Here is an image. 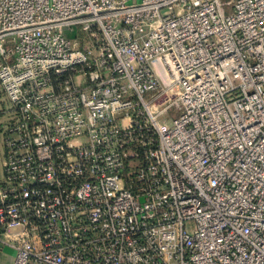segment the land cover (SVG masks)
<instances>
[{
	"label": "built area",
	"instance_id": "1",
	"mask_svg": "<svg viewBox=\"0 0 264 264\" xmlns=\"http://www.w3.org/2000/svg\"><path fill=\"white\" fill-rule=\"evenodd\" d=\"M0 94L12 264H264V0H0Z\"/></svg>",
	"mask_w": 264,
	"mask_h": 264
},
{
	"label": "rangeland",
	"instance_id": "2",
	"mask_svg": "<svg viewBox=\"0 0 264 264\" xmlns=\"http://www.w3.org/2000/svg\"><path fill=\"white\" fill-rule=\"evenodd\" d=\"M224 1L231 2L232 0H222V2H224ZM225 12L229 13L228 9H225ZM230 12H231V9H230ZM153 94L154 93H146L144 98L146 100H150L151 96ZM159 102L162 103L161 107H160V110H162L161 108L164 107L167 102L163 101V99H160ZM175 115H176V109H175V107H172V108L166 109L164 111H161L157 115L156 120L161 125L171 127L172 126V120H173V117H175ZM14 117H15V114L12 111L11 103L7 100V98L5 97L4 94H0V177L2 175V161L4 158L3 131L6 128L9 121L13 120Z\"/></svg>",
	"mask_w": 264,
	"mask_h": 264
},
{
	"label": "crops",
	"instance_id": "3",
	"mask_svg": "<svg viewBox=\"0 0 264 264\" xmlns=\"http://www.w3.org/2000/svg\"><path fill=\"white\" fill-rule=\"evenodd\" d=\"M14 250L9 247H3L0 250V264H12L14 257Z\"/></svg>",
	"mask_w": 264,
	"mask_h": 264
}]
</instances>
